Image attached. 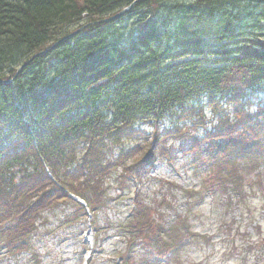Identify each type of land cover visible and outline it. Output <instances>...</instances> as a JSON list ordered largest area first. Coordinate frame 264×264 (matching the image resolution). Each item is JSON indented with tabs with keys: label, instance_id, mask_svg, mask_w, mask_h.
Wrapping results in <instances>:
<instances>
[{
	"label": "trees",
	"instance_id": "16d2710c",
	"mask_svg": "<svg viewBox=\"0 0 264 264\" xmlns=\"http://www.w3.org/2000/svg\"><path fill=\"white\" fill-rule=\"evenodd\" d=\"M256 89L264 0H0V247L28 250L41 214L63 202L65 221L85 217L70 192L98 213L113 175L124 193L158 160L173 165L174 143L201 182L183 191L186 208L167 221L172 199L155 214L136 192L127 222L104 232L126 240L121 264H190L191 212L219 193L243 202L247 180L264 179Z\"/></svg>",
	"mask_w": 264,
	"mask_h": 264
},
{
	"label": "rangeland",
	"instance_id": "374dc122",
	"mask_svg": "<svg viewBox=\"0 0 264 264\" xmlns=\"http://www.w3.org/2000/svg\"><path fill=\"white\" fill-rule=\"evenodd\" d=\"M216 42L212 38L209 45L213 46ZM220 47H211V50ZM250 98L254 102L253 109L264 104V89L251 91ZM210 115L207 111L209 121ZM168 141L172 145L171 139ZM173 146L179 152L173 165L167 160H158L149 178L132 185L124 193L116 183L118 173L113 175L109 201L102 210L94 213L93 221L83 215L71 223L65 221L74 214V206L68 202L47 209L36 222L38 229L31 237V248L13 255L0 247V264H115L118 256L128 252L126 240L115 237L113 230L105 233L104 228L111 225L120 227L127 222L136 192L155 214L160 210L165 220L169 221L176 212L186 208L183 191L200 188V178L192 171L189 158L182 156L179 144L173 143ZM243 165L246 166V163ZM249 180L243 202L226 193H219L215 198H206L198 210L191 212L190 222L196 235L194 242L183 253V258L190 264H264V179L256 183H248ZM172 183L178 187L172 186ZM163 197L169 198V202L173 200L174 207L156 210L155 206L161 203ZM97 225L103 230L99 236L95 230ZM253 243L256 247L253 245L250 249Z\"/></svg>",
	"mask_w": 264,
	"mask_h": 264
},
{
	"label": "water",
	"instance_id": "95a60500",
	"mask_svg": "<svg viewBox=\"0 0 264 264\" xmlns=\"http://www.w3.org/2000/svg\"><path fill=\"white\" fill-rule=\"evenodd\" d=\"M130 8H131V7H128V8H126V9L122 10L121 12H119L118 14H116V15L110 17V18H107V19L101 20V22H110V21H113L114 19L119 18V17H121L122 15H124L127 11L130 10ZM45 52H46V50H45V51H42V52H39L38 54H35L32 58H34V57H36V56H39V55H43ZM32 58H31V59H32ZM23 67H24V65H23L22 67L19 68L18 73L23 69Z\"/></svg>",
	"mask_w": 264,
	"mask_h": 264
},
{
	"label": "bare ground",
	"instance_id": "6f19581e",
	"mask_svg": "<svg viewBox=\"0 0 264 264\" xmlns=\"http://www.w3.org/2000/svg\"><path fill=\"white\" fill-rule=\"evenodd\" d=\"M138 1V0H137ZM135 4V2L132 4V6ZM128 8V7H127ZM126 9V8H125ZM66 38H64V40H65ZM59 44V41L58 42H56V43H54L53 44V46H51V48H54V47H56L57 45ZM46 53V52H45ZM47 53H48V51H47Z\"/></svg>",
	"mask_w": 264,
	"mask_h": 264
}]
</instances>
